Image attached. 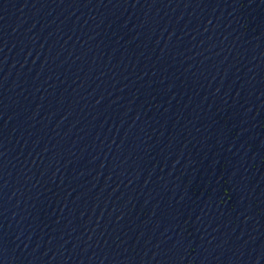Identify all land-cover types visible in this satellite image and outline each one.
<instances>
[{"label": "water", "instance_id": "water-1", "mask_svg": "<svg viewBox=\"0 0 264 264\" xmlns=\"http://www.w3.org/2000/svg\"><path fill=\"white\" fill-rule=\"evenodd\" d=\"M0 264H264V0H0Z\"/></svg>", "mask_w": 264, "mask_h": 264}]
</instances>
